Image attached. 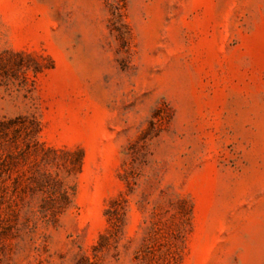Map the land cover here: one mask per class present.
I'll list each match as a JSON object with an SVG mask.
<instances>
[{"label": "rangeland", "instance_id": "374dc122", "mask_svg": "<svg viewBox=\"0 0 264 264\" xmlns=\"http://www.w3.org/2000/svg\"><path fill=\"white\" fill-rule=\"evenodd\" d=\"M0 264H264V0H0Z\"/></svg>", "mask_w": 264, "mask_h": 264}]
</instances>
